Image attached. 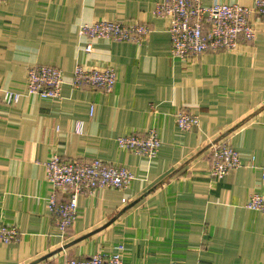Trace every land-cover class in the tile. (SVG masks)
I'll return each mask as SVG.
<instances>
[{"label": "crops", "instance_id": "1", "mask_svg": "<svg viewBox=\"0 0 264 264\" xmlns=\"http://www.w3.org/2000/svg\"><path fill=\"white\" fill-rule=\"evenodd\" d=\"M162 1L0 0V225L18 231L17 240L0 243V264H63L106 256L119 243L124 264H264V216L245 207L248 195L264 190V30L232 51L173 60L168 20L154 12ZM217 1L251 7L254 0ZM100 20L144 23L150 32L140 44L78 34ZM33 64L62 71L59 98L25 93ZM77 64L112 67V90L74 88ZM5 90L21 92L15 105L1 103ZM180 111L198 125L181 130ZM150 129L161 141L155 158L116 144ZM215 142L241 160L221 179L209 175ZM52 154L99 158L134 179L79 195L77 219L60 232L48 207Z\"/></svg>", "mask_w": 264, "mask_h": 264}, {"label": "built area", "instance_id": "2", "mask_svg": "<svg viewBox=\"0 0 264 264\" xmlns=\"http://www.w3.org/2000/svg\"><path fill=\"white\" fill-rule=\"evenodd\" d=\"M203 1L163 0L156 5L155 14L168 20L171 59H189L208 51H232L243 42H252L258 29L264 30V0H254L251 7L221 3L217 0L204 5ZM149 32V27L144 23L126 25L105 20L83 24L78 29L80 36L89 39L103 38L136 44L144 41ZM91 50V43H87L84 51ZM115 82V71L109 66L77 64L72 72L71 85L74 88L87 86L94 91L109 93ZM62 83V71L58 67L33 64L26 71L25 93L40 98L57 99L60 97ZM20 97L19 91L5 90L1 103L12 106ZM92 111L93 105L90 106V114ZM175 121L181 130L188 131L198 125L199 119L194 114L180 111L176 114ZM76 131H81V122H77ZM115 141L120 149L148 159L157 156L161 145L154 129L145 134H123ZM240 165L241 160L234 147L226 142L212 144L209 175L213 179L223 178ZM45 170L46 181L51 187L48 207L55 216L56 228L60 232H64L77 219L79 195L91 194L101 188L124 189L134 179V175L126 167L99 158L66 161L57 154H52L45 162ZM58 193L66 196L59 200ZM245 207L264 216V190L248 195ZM17 239L18 231L15 227L0 225V243H10ZM115 248L114 252L106 256L96 253L83 258H69L63 264H124L123 244H116Z\"/></svg>", "mask_w": 264, "mask_h": 264}]
</instances>
